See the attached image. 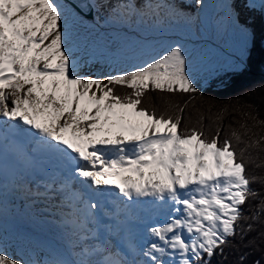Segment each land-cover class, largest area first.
Instances as JSON below:
<instances>
[{"label": "snow or ice", "instance_id": "obj_1", "mask_svg": "<svg viewBox=\"0 0 264 264\" xmlns=\"http://www.w3.org/2000/svg\"><path fill=\"white\" fill-rule=\"evenodd\" d=\"M182 2L129 0L117 8L112 0H93L95 22L89 24L61 0H0V215L7 210L38 223L49 203L59 201L64 250L49 248L54 258L42 264H211L230 237L243 240L253 230L240 221L264 215V201L251 217L241 207L259 195L250 186L257 178L246 175L244 154L264 138L237 153L229 139L220 143L219 129L211 139L196 128L181 131V115H157L142 106L149 91L199 93L182 46L124 72L100 77L85 71L102 58L101 44L106 53L117 51L108 30L135 18L159 21L161 9L182 17ZM226 7L231 28L244 38L229 71L242 74L257 35L252 21H242L237 0ZM244 7L255 10V0H244ZM260 11L264 16V0ZM259 44L264 51V30ZM118 86L130 91L121 95ZM4 154L18 166L8 192ZM45 160L52 171L41 167ZM92 186L115 189L126 200L106 211L84 198ZM142 198L158 202L154 207L167 215L147 229L153 239L139 247L129 226L141 220L136 209ZM0 264L41 262L0 251Z\"/></svg>", "mask_w": 264, "mask_h": 264}, {"label": "trees", "instance_id": "obj_2", "mask_svg": "<svg viewBox=\"0 0 264 264\" xmlns=\"http://www.w3.org/2000/svg\"><path fill=\"white\" fill-rule=\"evenodd\" d=\"M241 19L252 21L257 35V44L248 60V69L242 74L227 72L211 80L206 87L198 86L197 94L161 93L149 91L143 98L142 106L157 115L182 116L180 130L196 128L211 139L220 130V143L229 139L237 153L250 140L264 138V51L259 38L264 30V17L257 11L241 8ZM254 13V14H253ZM90 74H95L92 72ZM127 88L117 87L121 95L129 92ZM184 111L181 113L180 108ZM239 135L244 143H238L233 133ZM246 175L257 179L250 185L258 196H249L243 205L245 217L261 207L264 201V140L260 147L249 149L244 154ZM245 227L252 224L253 230L244 239L240 235L231 238L224 246L223 255L217 252L211 264H254L259 260L264 264V215L259 220L245 219L239 222ZM245 259L241 261L240 257ZM204 264V263H202Z\"/></svg>", "mask_w": 264, "mask_h": 264}, {"label": "rangeland", "instance_id": "obj_3", "mask_svg": "<svg viewBox=\"0 0 264 264\" xmlns=\"http://www.w3.org/2000/svg\"><path fill=\"white\" fill-rule=\"evenodd\" d=\"M170 1V4L175 5L174 0ZM112 2L114 5L116 4L115 6L117 8H120L123 4L127 3L128 0H112ZM227 2L230 3L231 0H227ZM190 3L191 6L196 9L195 14L193 15L184 13L182 17H169L166 10L161 9L159 21L143 22L139 27L140 29L136 32L132 28V22L126 27L120 25L125 27L126 35L123 39V35L119 33L117 34L116 39L118 40L122 37V40L125 41L121 42V44L114 45L117 49L115 54H109L106 52L102 53V58L98 63L93 65L90 72L89 70L85 71L88 72V74L95 72V74L100 77L110 73L124 72L143 65L155 57H159L174 45H180L187 53L189 70L197 81V86L205 87L212 79H216L221 75H224L226 72H231L229 71V68L233 58L242 53L244 40H242L240 45L237 46L238 48L233 47L232 44L230 46L227 44L220 46L215 45L212 36L213 34H220L219 28L226 23L225 20L227 15H224L225 20L219 18L222 25L216 23L214 29L211 26V29L208 30L204 25H199L207 0H203L200 4L195 2ZM259 3L260 2L258 1L255 3L256 10L260 9ZM155 4L156 3L154 2L153 5ZM212 11H214V9H212ZM174 20H178V23L174 22ZM100 31L102 33L106 32L103 28L100 29ZM109 34H112L111 30L106 32V35ZM134 35H136L135 38L138 40L133 41L132 39H127ZM220 38L222 37L220 36ZM116 39L115 41H117ZM109 62L112 63V67L108 66ZM56 210V208H53L49 211L54 216ZM54 220L57 219L54 218ZM131 231L134 232L133 229H131ZM134 238L138 243V238L135 236ZM15 252H12L11 255L17 257V252ZM53 258V256L49 255L45 259ZM26 259H35L42 264L38 249L32 250Z\"/></svg>", "mask_w": 264, "mask_h": 264}, {"label": "bare ground", "instance_id": "obj_4", "mask_svg": "<svg viewBox=\"0 0 264 264\" xmlns=\"http://www.w3.org/2000/svg\"><path fill=\"white\" fill-rule=\"evenodd\" d=\"M257 1L260 2V0H255V3ZM61 2L69 7V5L66 4L63 0H61ZM95 2L99 3V0H95ZM228 4L229 3L227 2V0H207V4L203 10V15L201 17L202 19L199 21V25H204L208 30L211 29V26L214 29L216 23L222 25L219 18L225 20L224 15H227L226 13L228 9L226 5ZM212 9H214V11H212ZM104 14L105 13L101 11L100 15L103 16ZM84 20L89 24L95 22L94 18L92 20L84 18ZM147 21H155V19L144 17V20L141 22L140 18H135L132 22V28L136 32L138 31V29H140L139 27L141 26V24ZM225 22L226 23L219 28L220 34H213V43L218 46L223 44H227L230 46L232 44L233 47L238 48L237 46L240 45L241 41L244 40V38L242 35L235 32L231 28L228 17L226 18ZM125 30L126 29L124 26L116 25V30H111L112 34H109L108 36L114 38L115 40L117 34L120 33L121 35H123L124 39L126 35ZM135 36L136 35L131 36L127 39L136 41L138 39L135 38ZM220 36L222 38H220ZM124 41L125 40H122L121 37L117 41H115V45L121 44V42ZM99 52L100 54L105 52L102 44L99 48ZM108 66L112 67V63L109 62ZM9 189L10 187L7 186L4 191L8 192ZM97 191H99V195H95ZM90 195L94 202L98 201L103 206L106 205L108 198H112L116 204H119L122 198V196H120L118 191L115 189L109 188L100 191L96 189L95 186H92ZM10 199V196L6 197V202ZM157 203L158 202L153 201L151 198H142L138 202L136 210L141 217V220L133 222L129 227L130 229L134 230L133 235L138 238V244L140 247L146 246L147 243L151 240L147 229L150 228L153 224L161 223L166 218V212H164L163 210H158L156 207H154V205ZM53 208L57 209V204L51 201L48 205V209L51 210ZM104 210L108 211L105 206ZM50 215L51 216L45 217L44 220L38 223H33L26 216L17 215L14 212L7 210L4 211L3 214L0 215V251L6 252L9 255H11L12 252L16 251L17 253H15L17 258L22 257L26 259V257L32 252V250L38 249L40 261H43L45 258H47V256L50 255L48 252L49 248L64 250V233L59 227L60 217L58 219L56 218L57 220H54V217H52V213H50ZM25 236L29 237V239H25ZM67 258L71 259L70 256H68Z\"/></svg>", "mask_w": 264, "mask_h": 264}, {"label": "water", "instance_id": "obj_5", "mask_svg": "<svg viewBox=\"0 0 264 264\" xmlns=\"http://www.w3.org/2000/svg\"><path fill=\"white\" fill-rule=\"evenodd\" d=\"M75 12L85 19L92 20L94 18L95 10H89L92 5V0H64Z\"/></svg>", "mask_w": 264, "mask_h": 264}]
</instances>
